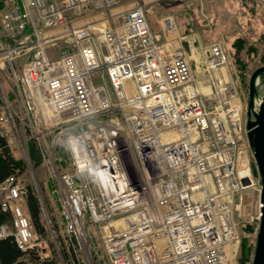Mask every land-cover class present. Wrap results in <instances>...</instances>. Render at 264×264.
<instances>
[{
    "label": "built area",
    "instance_id": "1",
    "mask_svg": "<svg viewBox=\"0 0 264 264\" xmlns=\"http://www.w3.org/2000/svg\"><path fill=\"white\" fill-rule=\"evenodd\" d=\"M158 1L7 0L0 74L16 80L18 109L0 93V134L9 146L23 141L18 125L64 135L58 212L82 264H100L90 229L106 264H239L234 201L252 184L240 96L218 42L199 46L210 85L199 90L173 17L159 32L151 25ZM0 207L10 214L0 237L39 259L58 253L55 231L33 228L13 174L0 182Z\"/></svg>",
    "mask_w": 264,
    "mask_h": 264
},
{
    "label": "rangeland",
    "instance_id": "2",
    "mask_svg": "<svg viewBox=\"0 0 264 264\" xmlns=\"http://www.w3.org/2000/svg\"><path fill=\"white\" fill-rule=\"evenodd\" d=\"M6 7L7 3L5 7L0 6V13ZM164 15L173 17L179 32L186 38H194V46H206L214 42L221 44L227 57L224 66L225 78H228L237 89L244 111L243 116L246 119L248 79L256 67L264 64V0H160L149 12L151 25L157 27V22ZM2 34L3 31L0 27V35ZM184 47L188 50L186 44ZM192 68L195 78H197L198 71L205 75L203 67L200 66L199 70H196L195 66ZM2 71H5V68ZM263 78L264 76L258 77L255 85L257 90L256 98L253 99L255 107L264 93ZM16 84L12 74L6 72L0 74V93L8 99L14 111L18 109L15 100ZM199 90L203 92L200 87ZM35 126L37 125L35 124ZM17 130L22 133L23 141L21 144L10 146V149L12 155L21 159L24 164V169L18 175V179L21 183L32 188L39 202L46 209L51 224L53 223V227L57 231L55 233L62 234V227L60 230L57 229L55 223L60 220L57 176L61 170L69 167V154L64 142V135L56 134L55 138L42 139L37 138L32 129L30 130L33 131V136L27 134L29 132L24 131V133L21 125H18ZM29 138H33L38 146L40 143V147H43L42 159L39 163H34L29 156ZM21 148H24L25 152H22ZM248 155L252 184L236 194L233 212L234 221L240 234L237 253L239 264H250L258 226L259 175L251 149L248 150ZM132 157V154L125 156V163L134 177L136 174L140 175V169L136 159L133 157V160ZM49 163L53 165V168ZM88 246L90 257V250L95 251L97 256L94 255V260L99 258L100 264H106L103 260L98 231L90 229ZM70 252L73 253L72 250ZM51 258L59 260L60 256L56 251H51ZM91 264L93 263L91 262Z\"/></svg>",
    "mask_w": 264,
    "mask_h": 264
},
{
    "label": "trees",
    "instance_id": "3",
    "mask_svg": "<svg viewBox=\"0 0 264 264\" xmlns=\"http://www.w3.org/2000/svg\"><path fill=\"white\" fill-rule=\"evenodd\" d=\"M6 3L7 0H0V6L5 7ZM28 140L29 156L34 163H39L42 159V151L33 138H29ZM23 169V161L12 155L10 146L7 144L5 137L0 134V182L10 174L15 175L20 183L25 202V210L33 228L39 234L48 236L50 229H54L53 223L51 224L47 211L44 208L47 218L49 219V223L46 222L42 210L43 204L39 202V199L33 192L32 188L27 184L21 183L18 179V175ZM9 220V212L0 207V223L8 222ZM55 224L57 229L60 230L62 227L61 219L58 220V223L56 221ZM54 231L56 230L54 229ZM56 237L59 244V260L58 258L55 260L51 257L47 259H39L32 250L23 251L19 249L11 236L0 237V264H25L27 262L31 264H82L79 254L75 252V247H73L68 237L64 235L63 232L62 234L60 232L56 233ZM70 250H72L73 253L70 252ZM243 250L247 252L245 248H243Z\"/></svg>",
    "mask_w": 264,
    "mask_h": 264
},
{
    "label": "water",
    "instance_id": "4",
    "mask_svg": "<svg viewBox=\"0 0 264 264\" xmlns=\"http://www.w3.org/2000/svg\"><path fill=\"white\" fill-rule=\"evenodd\" d=\"M262 75H264V64L256 67L249 76L245 121L246 135L255 160L260 185L258 226L250 264H264V93L257 106L253 104L254 95L257 93L255 87L257 78ZM240 182L242 185L250 183L247 177H242Z\"/></svg>",
    "mask_w": 264,
    "mask_h": 264
},
{
    "label": "crops",
    "instance_id": "5",
    "mask_svg": "<svg viewBox=\"0 0 264 264\" xmlns=\"http://www.w3.org/2000/svg\"><path fill=\"white\" fill-rule=\"evenodd\" d=\"M156 31H161V25L160 22H157V27L152 26ZM188 43H185L187 45V48L189 51V60L191 63V67L195 66L196 70H199L200 66L202 67V63H203V53L199 50V47L194 46L193 42H194V38L189 39L188 37ZM193 48V49H192ZM193 50V52H192ZM191 52V53H190ZM193 69V68H192ZM196 85L197 87L201 88V90H203V92H208L210 89V85H209V80L208 77L205 75H202V73H200L198 71V75H196Z\"/></svg>",
    "mask_w": 264,
    "mask_h": 264
},
{
    "label": "flooded vegetation",
    "instance_id": "6",
    "mask_svg": "<svg viewBox=\"0 0 264 264\" xmlns=\"http://www.w3.org/2000/svg\"><path fill=\"white\" fill-rule=\"evenodd\" d=\"M263 76H264V75H262V76H259V78H260V77H263ZM263 80H264V78H263ZM256 91H257V90H256ZM256 94H257V93H256ZM256 94H255V95H256ZM255 95H254V96H255ZM254 98H256V96H255Z\"/></svg>",
    "mask_w": 264,
    "mask_h": 264
}]
</instances>
